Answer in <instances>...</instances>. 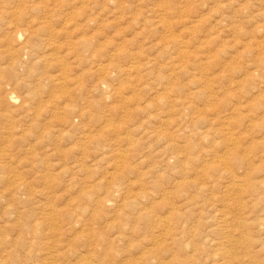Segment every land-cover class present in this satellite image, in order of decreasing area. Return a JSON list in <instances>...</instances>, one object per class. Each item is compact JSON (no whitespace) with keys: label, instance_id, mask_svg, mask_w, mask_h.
Wrapping results in <instances>:
<instances>
[{"label":"rangeland","instance_id":"rangeland-1","mask_svg":"<svg viewBox=\"0 0 264 264\" xmlns=\"http://www.w3.org/2000/svg\"><path fill=\"white\" fill-rule=\"evenodd\" d=\"M263 58L264 0H0V99L14 95L0 121V256L39 260L31 226L52 209L106 237L129 225L138 243L167 217L212 224L227 180L202 182V167L233 140L239 157L264 151Z\"/></svg>","mask_w":264,"mask_h":264},{"label":"bare ground","instance_id":"bare-ground-1","mask_svg":"<svg viewBox=\"0 0 264 264\" xmlns=\"http://www.w3.org/2000/svg\"><path fill=\"white\" fill-rule=\"evenodd\" d=\"M41 30H43V26ZM15 32L17 37H21L17 28ZM17 40L21 41L20 38ZM22 44L20 48L18 47V51L24 54L27 52V42H22ZM228 67L229 71L227 72L232 77L239 72L236 67ZM2 91L0 90V94ZM13 96L12 91H8L4 99H0V110L2 111L0 121L7 116V112H3L9 102H14ZM236 111H239L238 108H233L232 112ZM222 125L239 126V123L232 124L227 120ZM229 133L227 132L228 135ZM233 141L230 143L232 144L230 148L225 147L221 155L211 164L203 166L200 172L204 179L202 182L207 181L210 174H218L219 178L216 180H219L221 176L227 180L226 183H217V186L223 189L225 203L221 209L214 212L212 224H203L198 227L179 221L171 225V219L167 217L166 222L157 220L154 225L151 224L148 227V237L144 242L138 243L127 237L131 232L129 225L124 229L119 223L115 227L119 231L106 237L95 231L93 227L77 221L68 213L63 214V222L58 223L56 218L59 217V212L52 209L41 214L42 222L31 226L36 242L34 248L39 260H19L16 257L12 259V262L14 264H64V260L70 257L69 264H264V215L260 217L261 214H264V164H262L264 151L260 153L253 149L255 152L252 150L248 152L250 157L247 154L239 157L238 154L244 153L246 148H241V144L238 145L236 141ZM252 145L257 147L253 140L249 147L252 148ZM256 162L259 164L256 165ZM37 165L39 167L40 163ZM50 182L45 183V186L51 185ZM202 182L198 185L193 184L202 195L206 192L209 193L211 188L214 189L211 182H209L210 186ZM16 185V191L24 188L21 181L16 182ZM177 186L184 187L185 185L178 183ZM35 195H40V192H36ZM254 195L261 199L262 206L256 210H249ZM207 201L206 199L205 202ZM186 204L187 202L184 205ZM203 206L205 209L207 208L206 204ZM163 209L177 217V211L173 205L163 206ZM74 219L76 222L72 224ZM77 234L80 236L75 239ZM64 242H85V247L83 252L72 254L71 249L64 245ZM0 264H9L3 255L0 256Z\"/></svg>","mask_w":264,"mask_h":264}]
</instances>
